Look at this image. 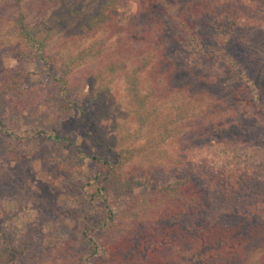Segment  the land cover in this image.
Listing matches in <instances>:
<instances>
[{
    "label": "rangeland",
    "instance_id": "rangeland-1",
    "mask_svg": "<svg viewBox=\"0 0 264 264\" xmlns=\"http://www.w3.org/2000/svg\"><path fill=\"white\" fill-rule=\"evenodd\" d=\"M30 2L20 3L24 23L33 31H51L46 53L54 64L47 68L29 55H18L16 22L20 11L9 0H0V75L17 68L24 73L20 88L11 94L15 104L24 106L19 110L7 108L0 114V219L16 239L30 244L32 250L39 243L43 257L54 261L55 249L75 240L82 223L97 227L103 204L92 196L94 190L88 179L103 172L96 159H107L111 164L122 159L115 150L134 154L122 170L125 174L140 175L156 164L157 169L164 166L162 179L184 172L196 177L212 207L208 219L211 224L222 218L245 219L248 215L252 225L264 224V175L243 187L245 193L240 190L239 201L233 204L229 201L230 191L222 190V182L215 184V179L204 177L206 171H197L189 162L193 158L188 156L191 151L201 152L221 125L228 127L230 122L236 127L248 125L253 134L264 135V115L253 106L251 87L243 77L246 73L248 83L260 87L264 101V0L237 1L233 9L220 7L215 14L218 22L226 13L233 17L238 12L246 15L245 25L238 27L236 45L245 56L236 55L235 65L230 67L222 49L231 27L222 22L217 25L209 20L213 17H203L199 26V31L208 34L203 37L205 42L197 37L196 44L182 41L173 57L172 81L168 84L186 89L181 105L180 101L172 103V89L167 85L164 90L166 81L155 88L152 68L134 74L145 59L146 54L141 52L146 45L154 54L151 45L155 38L137 44L133 54L114 59L118 36H112L110 29L89 37L75 36L76 27L98 0H67L42 11L28 10ZM178 10L166 8L161 14L167 40L181 37L175 30ZM135 13L132 0H122L113 14L118 25L127 27L134 22ZM97 40L104 42L101 56L74 69L66 97L88 100L97 89L103 90L104 116L99 120V129L106 140L114 142V149L108 151L89 146L85 140L86 131L92 129L83 121L89 112L82 116L72 108L66 113L55 102L59 90L53 79L62 58ZM134 76L135 92L131 90ZM212 77L215 83H211ZM229 208H235L234 212L228 213ZM246 253L238 262L249 263L252 250Z\"/></svg>",
    "mask_w": 264,
    "mask_h": 264
},
{
    "label": "trees",
    "instance_id": "trees-1",
    "mask_svg": "<svg viewBox=\"0 0 264 264\" xmlns=\"http://www.w3.org/2000/svg\"><path fill=\"white\" fill-rule=\"evenodd\" d=\"M9 1L20 11L16 22L18 55L22 58L29 55L45 68L54 64L46 53L51 31H33L24 23L21 0ZM64 1L67 0H31L28 10L36 8L42 11ZM121 1L98 0L92 12L76 27L75 36L89 37L100 30L110 29L112 36H118L114 59L133 54L137 44H145L146 40L155 38L151 45L155 47L154 54L146 45L141 52L146 54L145 59L134 74L137 76L138 72L152 68L155 88L166 81V90L172 81L173 57L177 48H181L182 41L196 44L195 37L204 41L203 37L208 34L202 29L199 31L203 17H213L209 20L218 22L215 14L220 7H228V11L233 9L232 4L243 0H132L136 13L134 22L127 27L118 25L113 14ZM174 7L179 9L174 21L175 30L181 37L167 40V26L161 14L166 8ZM245 18L242 12L234 17L226 13L217 23L231 27L222 44L230 67L235 65L233 59L236 55L245 56L241 47L236 46L240 33L238 27L242 26ZM207 29L211 32L209 27ZM103 43L97 40L75 54L65 55L53 80L59 90L55 97L58 108L66 113L75 108L82 116L89 112L83 121H87V126L92 129L86 131L85 140L89 146H100L108 151L114 149V142L106 140L99 129V120L104 116L101 108L103 90L97 89L88 100L77 101L66 97L70 91L69 77L74 69L97 60ZM17 69L6 70L0 75V114L7 108L19 110L24 106L15 104L11 97L23 80L24 73ZM245 74L243 77L251 87L253 106L264 115V101L259 94L261 89L253 83L249 84ZM135 76L131 81L133 92L137 87ZM210 80L211 83L216 82L215 77ZM170 88L172 103L180 101L178 104L181 105L186 89ZM228 125L223 128L221 125L218 134L205 143L201 152L191 151L188 156L193 158L189 162L197 171H206L204 177L215 179V184L222 182V190L230 191L229 201L234 204L239 201L237 193L240 190L245 193L243 187L251 186V182L256 183L264 175V135L254 133V136L248 125L236 127L233 122ZM114 152L122 159L115 164L107 159H96L103 172L88 179L89 186L94 190L92 196L103 204V214L97 227L82 223L77 238L58 245L55 249L57 257L51 261L43 257L39 243L34 244V250L30 249L31 245L16 239L0 219V264H242L238 261L250 250L252 256L248 257L249 263L246 264H264V224L252 225L250 215L245 219L242 216L222 218L211 224L208 219L213 213L212 207L196 177L184 172L162 179L161 169L164 166L157 169L156 164L150 165L140 175L125 174L122 170L134 154L129 150ZM261 182L264 184V179ZM234 209L229 208L228 213H233Z\"/></svg>",
    "mask_w": 264,
    "mask_h": 264
}]
</instances>
